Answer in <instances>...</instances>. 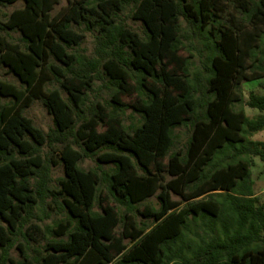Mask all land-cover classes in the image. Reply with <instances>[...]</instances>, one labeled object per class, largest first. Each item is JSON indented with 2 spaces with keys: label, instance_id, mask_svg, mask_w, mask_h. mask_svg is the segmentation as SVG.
Returning <instances> with one entry per match:
<instances>
[{
  "label": "trees",
  "instance_id": "1",
  "mask_svg": "<svg viewBox=\"0 0 264 264\" xmlns=\"http://www.w3.org/2000/svg\"><path fill=\"white\" fill-rule=\"evenodd\" d=\"M16 1L0 0V6ZM60 1L24 0L10 13L0 9V65L22 83L0 80V94L12 98L0 108V218L7 222H0V264L37 263L23 250L21 262L9 253L21 228L27 226L29 238L40 231L31 219L50 192L49 164L40 154L46 143L60 145L65 178L59 194L76 224L58 223L55 234L67 238L49 241L41 264H264V205L251 180L252 158L264 161V142H246L264 129V94H249L248 104L262 112L254 119L235 108L243 82L264 77V0H69L53 14ZM130 3L146 37L118 20ZM181 17L192 37L212 38L215 46L210 74L199 76L197 85L190 79L192 54L184 52ZM74 24L98 29L100 58L78 60L68 52L85 38ZM16 29L20 41L11 38ZM53 57L64 66L54 65ZM99 65L115 87V108L129 106L144 117L131 132L119 113L99 102L90 114L83 108ZM53 78L69 100L60 89H47ZM37 99L54 117L56 128L48 134L25 114ZM181 125L193 126L191 136L185 149L171 152ZM227 147L235 149L226 155L232 159L217 161ZM102 149L98 159L116 164L109 192L99 189L97 170L79 166ZM155 194L158 208H136L154 223L138 224L133 208ZM208 194L223 201L202 198ZM112 197L126 207L124 214ZM98 198L101 211L94 209ZM223 212L228 215L218 235ZM192 216L209 221L208 228L195 248L184 251L176 244Z\"/></svg>",
  "mask_w": 264,
  "mask_h": 264
},
{
  "label": "rangeland",
  "instance_id": "2",
  "mask_svg": "<svg viewBox=\"0 0 264 264\" xmlns=\"http://www.w3.org/2000/svg\"><path fill=\"white\" fill-rule=\"evenodd\" d=\"M69 0H61L58 4L55 5L53 9V14H56L62 7L68 5ZM97 1H93L92 4H96ZM24 6V0H18L15 3L7 4L5 6H0V9L4 13H10L15 8H19ZM135 9L134 3H130L125 7L124 10L119 12L118 20L123 23L127 28H130L134 31H137L142 34V37H146V27L139 19H134L133 12ZM228 18L226 15L221 21H225ZM74 29L78 32H81L85 35L84 40L80 45H73L68 47V52L73 53L77 56L78 60H82L84 58L90 59H98L103 55L101 51V47L99 44L98 29L94 28L92 30H88L85 25L78 26L76 24L73 25ZM181 27H182V42L184 46V52L186 54H192V57L189 61V71H190V79L196 85L198 84L197 78L199 76L207 77L209 73V57L214 52V42L213 39L209 40L204 38L192 37V30L188 23L185 21L183 17H181ZM11 38L15 41H20L22 34L19 30L10 31ZM260 50H264V45ZM51 62L57 66H64L59 60L56 58H52ZM97 79L94 82L92 89L88 92L86 96V103L83 105V108L86 109L87 113L93 112L96 109L97 102L103 105L108 111H114L119 113L124 118V124L127 127L128 131H132L138 125L140 126L144 120V117L140 112L134 111L133 108L126 106L121 107L119 109L115 108V103L112 102V95L115 91V87L109 81V76L105 72L102 65L98 66L96 71ZM0 80L10 81L15 83L18 86H22V83L17 75L10 72L8 67L5 65H0ZM58 88L62 91V94L65 99L69 100V93L62 88L60 80L57 78H53L47 84V89ZM196 92V96L198 99L201 98V91ZM243 91V100L240 103L235 105L236 109H243L246 111V115L249 118H256L262 112L258 109H253L248 104L249 94L258 93L264 94V77L258 80H248L243 82L242 84ZM12 101L11 97H5L0 94V108L5 103H10ZM25 114L33 119L36 126L41 128L46 134L50 133L53 129L56 128L55 121L53 115L48 111L47 107L44 105L43 101L37 99L33 102V104L25 109ZM193 130L192 125H181L176 127L174 130V138L175 145L171 148V152L178 151L179 149H185L189 138L191 136ZM264 142V129L256 132L254 134H250L247 136L246 142ZM75 147H78L75 145ZM59 149L58 146H51L48 143L44 144L40 148L41 156L46 159L49 164L50 171V192L46 197L45 201H39L34 208V214L31 219V222H34L40 226L39 232L32 233V238L26 236L27 226L21 228L20 233L17 236L16 244L10 250V256L17 262H21L23 260L22 250L30 257H33L37 263L41 264L42 257L46 254V245L49 241L67 238V236H57L55 234V229L60 221H71L73 224H76V220L70 215L68 209L63 204V198L59 194L61 188V180L65 178V170L64 165L59 159ZM106 149H102L98 152L97 155L85 157L79 163V166L85 170L94 169L97 170L102 175V183L99 186L100 190L105 192H109L110 188V175L116 168V164L113 162H101L98 159V155L104 152ZM235 150L233 147H227L224 154H220L216 157L217 161L223 160L224 163H227L232 158L226 157V155L230 154ZM241 157H249L247 155H242ZM56 161L57 163H53L52 161ZM253 167L251 169V180L253 182V192L254 196L257 199L259 205H264V161L259 156H254L252 158ZM142 171V170H140ZM171 176L167 175L166 178L169 179ZM33 183H36V179L33 178ZM173 198L175 200H179L180 197L176 195V193L172 192ZM214 199L223 201V197L213 194H208L203 196L202 198L208 199L210 197ZM201 198V199H202ZM113 202L119 207L122 214L126 212V207L121 205L118 201H116L112 197ZM145 203H149L154 207L158 208L160 205V200L157 197V194L151 196L146 201L141 204H136L133 208L132 212L135 215V218L139 223H148L152 225L153 219L146 218L140 215L136 208H142V205ZM182 204L180 207L185 205ZM96 211H101V206L99 202V198L96 201V205L94 207ZM225 212L221 215V219H217L215 227L217 228V234L222 235L220 225L222 220H225ZM0 222L7 225V222L0 218ZM209 221L203 220L200 217L192 216L189 223L187 224L186 229L184 230V235L180 239V241L176 244L178 248L184 249L187 251L189 248H195L196 244L199 243L200 237L205 235V231L207 230V225ZM122 228L120 227L119 230ZM129 240H127L128 242ZM22 249H21V248ZM7 264H10L9 262Z\"/></svg>",
  "mask_w": 264,
  "mask_h": 264
}]
</instances>
